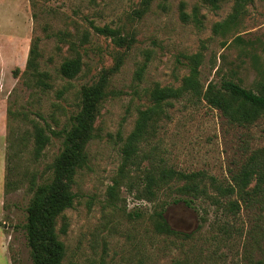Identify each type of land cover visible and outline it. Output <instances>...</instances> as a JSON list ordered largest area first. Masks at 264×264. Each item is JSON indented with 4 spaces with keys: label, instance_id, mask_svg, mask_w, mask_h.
<instances>
[{
    "label": "rangeland",
    "instance_id": "obj_1",
    "mask_svg": "<svg viewBox=\"0 0 264 264\" xmlns=\"http://www.w3.org/2000/svg\"><path fill=\"white\" fill-rule=\"evenodd\" d=\"M236 6L241 8L237 21L216 33L215 25L230 18ZM95 26L118 29L125 44L98 33ZM237 36L244 42L235 41ZM35 37L41 39V68L52 77L53 87L46 92L24 83ZM71 42L83 66L77 77L66 79L59 69L76 54ZM198 51L204 54L200 71L205 85L232 77L253 87L264 71V0H219L217 8L205 0H155L148 8L143 0H0V154L5 175L13 139L21 151L19 170H46L62 140L53 136L36 161L34 124L63 128L78 109L79 90L108 78L95 137L88 145L89 165L76 175L74 205L58 219L66 246L63 264H264V203L242 202L236 213L225 212L207 199L191 205L175 201L181 195L176 186L167 185L149 201L138 197L142 169L121 172L122 145L139 110L150 104L151 90L157 84L181 85L189 74L185 56ZM168 112L170 117L160 121L158 133L141 152L154 162L201 170L227 183L250 151L264 149L263 119L249 126L233 124L219 109L188 97L175 100ZM21 136L26 139L19 141ZM31 197L28 182L4 195L0 264H33L25 227ZM161 211L175 233L157 231ZM5 235L11 262L2 249Z\"/></svg>",
    "mask_w": 264,
    "mask_h": 264
},
{
    "label": "trees",
    "instance_id": "obj_2",
    "mask_svg": "<svg viewBox=\"0 0 264 264\" xmlns=\"http://www.w3.org/2000/svg\"><path fill=\"white\" fill-rule=\"evenodd\" d=\"M155 0H143L148 8ZM167 1V0H164ZM213 8L218 7L219 0H205ZM240 7L222 22H218L214 31L219 33L230 24L235 23L240 15ZM182 18L188 19L186 12ZM194 20L199 23L198 10L194 12ZM98 33L112 36L120 45L126 38L118 29L109 26H95ZM39 37L33 38L24 71V83L33 90L46 92L53 87L52 77L48 70L41 68V48ZM244 42L241 36L235 39ZM71 42L76 54L65 59L59 69L60 76L73 79L82 70L83 60L80 52ZM189 74L183 78L179 86H161L157 84L150 92V104L140 109L133 130L126 137L121 152L123 162L121 172L127 174L131 170H141L138 177L137 191L140 199L154 200L164 186H176L181 196L175 201H183L191 205L195 200L207 199L222 207L225 212L236 213L243 203L254 201L264 203V149L257 148L248 154L240 168L232 172L230 181L223 183L204 171H183L165 164L154 162L143 147L159 131L160 121L170 117L168 108L174 101L183 97L195 103L205 101L211 107L221 111L224 117L233 124L249 126L264 120V71L253 87H246L240 80L232 77L221 82L214 81L205 85L201 80L200 66L204 59L201 51L186 55ZM142 71V70H141ZM140 75V73H139ZM107 76L99 81L84 85L79 90L78 109L70 116L69 121L61 129L47 128L35 123L33 126L32 154L37 161L44 154L45 148L53 136L61 138L62 146L58 155L47 169L37 174L29 167L19 170L16 158L21 151L16 150V139L11 140L9 152L6 154V175L4 192L19 189L26 182L32 192L27 207L26 235L31 249L33 264H63L66 255L65 243L60 239L58 219L74 205L75 193L73 184L78 171L89 165L88 145L95 137V122L99 105L105 96ZM61 95L63 91L59 92ZM26 139L21 136L19 141ZM147 161V163H146ZM236 196V198H232ZM155 227L160 233H175V230L163 216L157 213ZM64 229V228H63ZM65 230V229H64ZM256 264H263L257 261Z\"/></svg>",
    "mask_w": 264,
    "mask_h": 264
},
{
    "label": "crops",
    "instance_id": "obj_3",
    "mask_svg": "<svg viewBox=\"0 0 264 264\" xmlns=\"http://www.w3.org/2000/svg\"><path fill=\"white\" fill-rule=\"evenodd\" d=\"M4 182H5V158L3 154L2 155L0 154V198H1L0 206H1L2 214L4 212V208H3L4 195H5ZM2 249L11 262V257H10L9 250H8V241H7L6 235H5V240H3L2 242Z\"/></svg>",
    "mask_w": 264,
    "mask_h": 264
}]
</instances>
